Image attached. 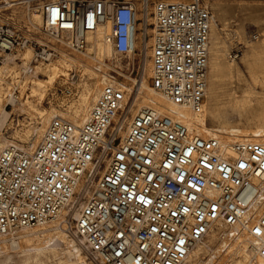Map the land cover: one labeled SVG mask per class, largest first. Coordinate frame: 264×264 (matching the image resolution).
Here are the masks:
<instances>
[{"label": "built area", "instance_id": "built-area-1", "mask_svg": "<svg viewBox=\"0 0 264 264\" xmlns=\"http://www.w3.org/2000/svg\"><path fill=\"white\" fill-rule=\"evenodd\" d=\"M148 13L151 85L173 104L202 112L209 0L49 1L43 29L80 52L88 34L109 22L108 41L126 56L136 22ZM32 45L0 21V64ZM56 51L40 46L34 60L47 61ZM241 52L235 49L232 58ZM22 71L34 73L31 64ZM130 95L112 78L83 123L54 117L33 150L11 144L0 152V237L60 221L99 264H187L195 246L222 224L219 253L207 264H219L233 246L264 259V142L200 135L152 107L133 113ZM73 197L82 205L73 207Z\"/></svg>", "mask_w": 264, "mask_h": 264}, {"label": "bare ground", "instance_id": "bare-ground-1", "mask_svg": "<svg viewBox=\"0 0 264 264\" xmlns=\"http://www.w3.org/2000/svg\"><path fill=\"white\" fill-rule=\"evenodd\" d=\"M5 1L8 7H11L15 4L12 3L14 0ZM14 2L17 3L18 1L16 0ZM2 6H0V8ZM141 6V3L138 2L137 7L141 8ZM40 11L41 10L34 9L33 12H30L29 14V20L36 28H39L42 23V13ZM139 15L141 16V14H137L136 18H138ZM150 18H152L153 24L154 19L149 13L143 24L136 22L134 27L135 32L133 50L131 53L126 55V57L136 55L137 50L141 46L140 38L143 43L141 52H145L146 54L147 42H145V35L148 34V23H150ZM139 25L141 27L140 30H138ZM214 27V19L211 17L209 46L210 34L214 31ZM142 30L143 32H141ZM110 32L111 24L108 22L100 26L96 31L88 34V46L86 50L80 51L77 55L63 48L64 42L61 38L53 36L50 41L53 43H60L61 46V48L58 47V59L50 58L47 60L48 62L46 61L47 63L41 62L40 64L34 66L35 73L30 77L28 82L25 81L23 83V81H21L22 79L17 80V73L15 72L16 68H14V66L10 67L11 64L9 65L7 62H5L4 65L0 64V125H4L7 122L10 114L4 109V100L6 99V101H9L10 103L16 104L18 99L16 96H9V93L6 91L9 85L6 80V75H9L10 79L17 83L16 86H20L22 83L23 84L21 85V88L26 87V85H30V93L42 99L46 93V88L48 87L49 89V86L53 85L57 81L62 82L64 79L60 78V76L65 75L66 77L67 72H69L67 69H70V66L76 65L78 68L80 67V69L84 70V73L78 83L73 82V84H77L76 88H73V84L71 83L65 87L63 92H61V95L67 93L68 97H70V101L62 105L65 108V112L58 111L54 108V106L50 105L48 109H43L39 112L40 120L38 121L36 127L38 128L37 132H41L52 117L67 118V120L69 119V121L74 124L83 123L86 120L96 98L98 97L102 86L108 84H104L106 80H109L105 69L117 68L118 66H121L120 58L116 57L114 53L116 51L114 50L112 43L108 41ZM138 32H141L143 37ZM153 32L154 29L152 27V33ZM110 54L111 56L109 57ZM22 55L23 56L21 60L23 61V64H26V61H29L31 57V50L27 49ZM243 60L247 63L251 71L253 83L264 88V76H261V74L264 72V40L260 41L258 45L252 46L249 50V54ZM107 61H109V63ZM142 64V75L140 80L137 82V87L132 96V102L129 105V110L131 112L135 113L138 109L143 107H152L160 114L170 116L175 120L183 122L190 129L200 135L225 137L229 140L237 138L264 142V90L262 91L260 88H253L246 92L244 100H236L234 104H228L230 107H233L240 113L247 111L248 108H252L255 104L261 105L263 107V111H258L261 112L258 116L256 114L259 125H257L255 128H242L240 126H233V124H228L223 118L225 108L220 104L219 84L222 82L221 80L223 79L224 73L221 63V51L218 45L211 46L210 49L208 47L206 100L204 102L202 112H195L188 107H182L169 101L162 92L148 84V81L144 78L146 63L144 62ZM150 64V76H152L151 60ZM122 67L124 66H121V68ZM235 67L238 68V65L230 63L226 67L225 76H231ZM103 69L105 72H102ZM120 73L122 74V72ZM39 75H42L43 78L39 77ZM125 77H127V80L129 79L128 76ZM130 80L133 83H136L135 79ZM5 84H7V87H5ZM12 84L14 85L13 82H11V85ZM128 90L132 95L133 87L132 89ZM135 105H137V107ZM208 119H211L213 123H218V125L210 126L208 124ZM29 136L30 134L28 137ZM4 141L5 142L0 141V151H2L3 148H6L8 143H10V141ZM79 190L80 189H78V191ZM70 203L73 204V207H75L76 204L82 205L83 202L73 197L70 200ZM63 212L64 211H62V213ZM44 225L45 224H43L40 228L33 230L32 233H27L18 237L22 238L23 241L11 239V241L16 242V244L11 243L10 248L13 251V254H7L4 259H0V264H9L11 261H13L14 256L18 258L17 261L19 264H81V253H79V250L74 252L69 248L68 244L66 243L65 234L62 231H56L53 234L47 235L48 232L56 229H48L45 228ZM223 229L224 226L222 224L212 228L207 233L205 239L201 243H198L189 254L186 261L187 264L210 263L214 255L219 253L220 242L218 239L219 233ZM61 242H65L67 246H62ZM229 252H231V255L229 254V256H237L238 259L232 260L229 259V256H224L219 260V264H264V259H252L248 255L236 250L234 246ZM204 253L208 254L206 260L201 257ZM253 261L254 263H252Z\"/></svg>", "mask_w": 264, "mask_h": 264}, {"label": "rangeland", "instance_id": "rangeland-1", "mask_svg": "<svg viewBox=\"0 0 264 264\" xmlns=\"http://www.w3.org/2000/svg\"><path fill=\"white\" fill-rule=\"evenodd\" d=\"M14 1L12 3L15 4L11 7H8L5 0H0V6L3 5L0 8V21L9 22L19 32L28 35L34 41L36 46L32 45L26 48V50H31V57L29 61H26V64H23V61L21 60L23 56L22 54H24V52L26 51L24 49L11 55V57L1 63V65H4V63L7 62V64L9 65L11 64L10 67L14 66V68H16L15 72L17 73V80L22 79L21 81H23L24 83L25 81L28 82L30 80V77L34 75V66L40 64L41 62H48H46L45 60H34V53L36 49L43 45H47L50 48L54 46L57 50L56 54L59 55L58 50L59 48H61L60 43H53L52 41H50L53 36H49L43 29V14L41 17L42 23L39 26L40 29L34 27L29 20V14L30 12H33L34 9L41 10L40 12L42 13V7L46 2H52L56 0H28V2L27 0H17V3ZM209 8L211 10L212 19H214L215 24L214 31L210 34L209 49L214 45H218L220 47L221 63L224 73L223 79L221 80L222 82H220L219 84L220 104L225 108L223 118L228 124H233V126H240L242 128H255L257 125H259L256 114L258 116L261 113L258 111H263V107L261 105L255 104L252 108H248L247 111L242 113H240L238 110H235L233 107H230L229 105L234 104L236 100H244L246 92L253 88H260V90L262 91L264 90L263 87L255 85L253 83L251 71L247 63L243 60L249 54V50L252 46L258 45L260 41L264 40V0H209ZM138 17L140 18L141 16L139 15ZM148 24V34L145 35V42H147L146 54L145 52H141L143 43L140 38L141 46L137 50L136 55L126 57L114 52L116 57L120 58L121 66L124 67L121 68V66H118L117 68L105 69L109 80H106L104 84L111 82L112 78H115L118 82L124 83L128 89H132L133 87V93L132 95H130L131 102L133 99L132 96L137 87V82L140 80L142 75V63L144 62L146 63L144 78L148 81V84L151 85V64L149 56L150 46L152 43V18H150V23ZM140 29L141 27L139 25L138 30ZM141 32H143V30ZM141 32L138 33L143 37ZM252 33H257L258 37L256 39H250V35ZM63 48L73 54H79L78 51L72 50L65 45ZM238 48H241L242 52L238 58L233 59L231 56L232 52ZM57 55L53 58L58 59ZM110 56L111 54L109 55V57ZM107 62L109 63V61ZM230 63L238 65V68H234L231 76H225L226 67ZM29 64L32 65L34 73L23 74V68L29 67ZM105 70L103 69L102 72H105ZM67 71V79L65 75H61L60 78H63L64 80L62 82H55L53 85L49 86V89L47 87L46 93L42 99L30 93V85H26V87L21 88V85L23 84L22 83L20 86H16L17 83L15 81H12L9 75H6L7 83H9L6 91L7 93H9V96L13 95L18 99L16 104H12L9 101H6V99L4 100V109L7 110L10 114L7 122L4 125H0L1 142H5L4 140H7L10 141V143H8V146L14 144L19 146L20 148H24L27 150H33L35 148L46 126L53 118L52 117L50 119V121L45 125L41 132L38 131V134V128L36 126L38 121L40 120L39 112L43 109H48L50 105L54 106V108L58 111L65 112V108L62 105L70 101V97H68L67 93L61 95V92H63L65 90V87L70 85L71 83H78L84 73V70L80 69V67L78 68L77 65L70 66V69H67ZM119 71L122 72V74ZM125 76H128L129 79L127 80V77ZM261 76H264V72L261 74ZM39 77L43 78L42 75H39ZM130 79H135L136 83H133ZM11 82H13L14 85H11ZM76 85L77 84H73V88H76ZM5 87H7V84H5ZM135 106L137 107V105ZM208 124L210 126L218 125V123H213L211 119H208ZM29 134L30 136L28 137ZM75 211L77 212V210ZM73 215L76 216L77 214L73 211ZM41 226L42 225L35 226L30 229L21 230L11 237H0V259H4L7 254H13V251L10 247L11 243L16 244V242L11 241V239L23 241L22 238L18 237L27 233H32L33 230H36ZM44 227L52 230L56 229L48 232L47 235L53 234L56 231H62L65 234L66 243L68 244L69 248L74 252H76V250H79V253H81V264H99L87 252L83 244L73 234V232L65 231L64 228L61 227L60 221L47 223L44 225ZM66 243L61 242V245L67 246ZM207 255L208 254L204 253L201 257L206 260ZM17 259L18 258L14 256L13 261H11L9 264H19ZM229 259L234 260L238 258L237 256H229ZM252 263H254V261Z\"/></svg>", "mask_w": 264, "mask_h": 264}]
</instances>
